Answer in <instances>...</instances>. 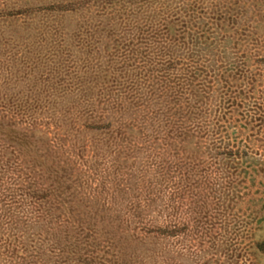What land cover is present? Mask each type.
<instances>
[{
  "label": "rangeland",
  "instance_id": "obj_1",
  "mask_svg": "<svg viewBox=\"0 0 264 264\" xmlns=\"http://www.w3.org/2000/svg\"><path fill=\"white\" fill-rule=\"evenodd\" d=\"M0 264H264V0H0Z\"/></svg>",
  "mask_w": 264,
  "mask_h": 264
}]
</instances>
